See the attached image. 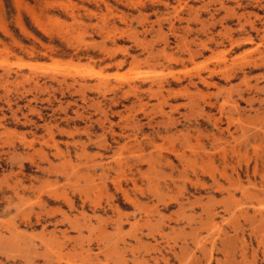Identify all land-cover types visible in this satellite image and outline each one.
<instances>
[{"label":"rangeland","instance_id":"rangeland-1","mask_svg":"<svg viewBox=\"0 0 264 264\" xmlns=\"http://www.w3.org/2000/svg\"><path fill=\"white\" fill-rule=\"evenodd\" d=\"M0 264H264V0H0Z\"/></svg>","mask_w":264,"mask_h":264},{"label":"bare ground","instance_id":"bare-ground-1","mask_svg":"<svg viewBox=\"0 0 264 264\" xmlns=\"http://www.w3.org/2000/svg\"><path fill=\"white\" fill-rule=\"evenodd\" d=\"M201 80L204 81V82L206 83V80H205V79L202 78ZM125 126H126V125H125Z\"/></svg>","mask_w":264,"mask_h":264}]
</instances>
